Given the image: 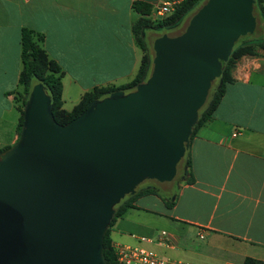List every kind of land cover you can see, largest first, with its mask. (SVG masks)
Here are the masks:
<instances>
[{
    "label": "water",
    "instance_id": "95a60500",
    "mask_svg": "<svg viewBox=\"0 0 264 264\" xmlns=\"http://www.w3.org/2000/svg\"><path fill=\"white\" fill-rule=\"evenodd\" d=\"M259 28L254 0H200L150 34L143 80L65 123L32 78L19 134L0 152V264H105L114 210L145 181L172 186L234 42Z\"/></svg>",
    "mask_w": 264,
    "mask_h": 264
},
{
    "label": "crops",
    "instance_id": "0c3cea01",
    "mask_svg": "<svg viewBox=\"0 0 264 264\" xmlns=\"http://www.w3.org/2000/svg\"><path fill=\"white\" fill-rule=\"evenodd\" d=\"M157 1L0 0V148L18 135L21 28L38 34L58 64L61 107L70 109L94 86L115 87L133 77L143 49L131 26L150 18ZM154 31L141 29L146 44ZM230 76L210 116L189 137V173L174 180L170 195L142 193L113 216L106 225L113 247L141 244L202 264L264 260V49L255 45L254 53L238 57Z\"/></svg>",
    "mask_w": 264,
    "mask_h": 264
},
{
    "label": "trees",
    "instance_id": "16d2710c",
    "mask_svg": "<svg viewBox=\"0 0 264 264\" xmlns=\"http://www.w3.org/2000/svg\"><path fill=\"white\" fill-rule=\"evenodd\" d=\"M200 0H182L177 5H175L174 9L161 17L160 19L153 21L150 18L145 16L138 17L132 24V31L134 34V38L137 43L142 47L143 53L141 55L138 67L133 75V77L125 84L119 86H94L92 89L85 91L80 96L79 100L70 108L64 109L61 107V82L60 75L61 70L58 64L47 56L44 49L39 45L38 39L39 35L34 33L32 30L23 27L20 31V57L22 61V66L18 75V83L21 86V89L18 91V110L19 116L17 120V134H19L22 120H23V107L25 101L27 99V93L30 85V80L32 78L39 79L44 86L47 88L49 92V106L54 119L59 123H65L69 119L77 116L81 111H83L90 102L104 94H107L115 89L134 85L141 80H143L146 76L150 54L148 52V47L146 42L140 37L141 29L144 26L152 27L154 26L156 29L160 28H173L177 26L183 17L193 9ZM255 9L260 19L261 27L259 31L254 35H247L242 37L240 40L235 41L227 59L222 67L221 74L219 78L216 80V84L206 102L204 107L198 114V117L195 121V124L192 128L191 134L194 128L200 124L204 119L210 116L211 111L214 106L218 102L226 82L231 80L230 76V68L233 65L234 61L240 57L242 54H252L254 53V46L258 45L262 49H264V31H262V26L264 24V5L262 4V0H254ZM255 37L249 39L248 41H242L246 37ZM190 134V135H191ZM18 136V135H17ZM9 146H5L0 148V152L8 148ZM185 170L189 173V158L186 153L185 161H184ZM183 174L180 175V177ZM154 193V188L146 185L140 187L137 191H135L132 195H129L121 200L116 209L114 210L109 222L112 220L113 216L121 214L127 207L132 206V201L136 196L142 193ZM166 204H168L166 202ZM102 248H101V257L105 264H120L117 262L114 254V247L111 244V240L108 234V229L105 227L102 234ZM244 264H264V260L245 257L243 260Z\"/></svg>",
    "mask_w": 264,
    "mask_h": 264
},
{
    "label": "built area",
    "instance_id": "2783aa9c",
    "mask_svg": "<svg viewBox=\"0 0 264 264\" xmlns=\"http://www.w3.org/2000/svg\"><path fill=\"white\" fill-rule=\"evenodd\" d=\"M182 0H158L154 4L150 19L156 21L170 13ZM164 230H160L163 234ZM140 239H146L140 236ZM114 254L120 264H202L190 260L165 257L152 248L141 244L118 243L114 246Z\"/></svg>",
    "mask_w": 264,
    "mask_h": 264
},
{
    "label": "rangeland",
    "instance_id": "374dc122",
    "mask_svg": "<svg viewBox=\"0 0 264 264\" xmlns=\"http://www.w3.org/2000/svg\"><path fill=\"white\" fill-rule=\"evenodd\" d=\"M161 29H164V28H160V29H157V31H160ZM166 29H169V28H166ZM257 31H259V29H257V30H255V31H253V33H246V34H244V35H242L241 37H239L236 41H238V40H240L242 37L244 38V36H247V35H255L256 33H257ZM250 37V36H249ZM249 37H246V38H249ZM245 38V39H246ZM214 84H216V81L214 82ZM213 90V89H212ZM184 159H185V157H184ZM185 161V160H184ZM186 170H185V166H184V162H182V166H181V169H180V171H179V173L176 175V177H175V179L177 180L179 177H180V175L181 174H183L184 172H185ZM162 184V182H160V181H145V182H143L140 186H146V185H149V186H151V187H153L154 189H155V191L157 192V193H159L160 195H164L162 192H163V189L161 188V185ZM170 190L172 189V190H174V188H169ZM166 190V189H165ZM171 190V191H172ZM171 191H169L168 190V194L170 195V193L169 192H171ZM175 192V191H174ZM173 192V193H174ZM168 194H166V195H168ZM173 195V194H172ZM165 196V195H164Z\"/></svg>",
    "mask_w": 264,
    "mask_h": 264
},
{
    "label": "flooded vegetation",
    "instance_id": "af4514ba",
    "mask_svg": "<svg viewBox=\"0 0 264 264\" xmlns=\"http://www.w3.org/2000/svg\"><path fill=\"white\" fill-rule=\"evenodd\" d=\"M166 190H168V189H166ZM163 191H165V190L163 189Z\"/></svg>",
    "mask_w": 264,
    "mask_h": 264
}]
</instances>
